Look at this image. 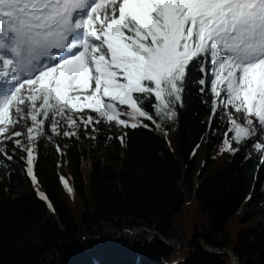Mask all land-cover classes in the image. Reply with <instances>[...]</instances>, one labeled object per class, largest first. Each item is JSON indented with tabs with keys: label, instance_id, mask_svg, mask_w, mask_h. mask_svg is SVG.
Wrapping results in <instances>:
<instances>
[{
	"label": "trees",
	"instance_id": "16d2710c",
	"mask_svg": "<svg viewBox=\"0 0 264 264\" xmlns=\"http://www.w3.org/2000/svg\"><path fill=\"white\" fill-rule=\"evenodd\" d=\"M200 59L173 119L145 101L155 123L119 135L85 108L90 136L38 116L35 183L27 151L0 153V264H264V137L222 151L231 116L211 91L210 54Z\"/></svg>",
	"mask_w": 264,
	"mask_h": 264
},
{
	"label": "snow or ice",
	"instance_id": "6c2138e0",
	"mask_svg": "<svg viewBox=\"0 0 264 264\" xmlns=\"http://www.w3.org/2000/svg\"><path fill=\"white\" fill-rule=\"evenodd\" d=\"M209 54L211 91L242 114V122L229 117L232 139L242 143L255 131L253 118L264 129V0H0V125L30 117L27 174L35 183L33 128L50 114L54 132L56 115L85 108L96 123L147 127L141 119L155 120L145 101L173 119L190 63L198 67ZM231 150L225 141L222 151Z\"/></svg>",
	"mask_w": 264,
	"mask_h": 264
},
{
	"label": "rangeland",
	"instance_id": "374dc122",
	"mask_svg": "<svg viewBox=\"0 0 264 264\" xmlns=\"http://www.w3.org/2000/svg\"><path fill=\"white\" fill-rule=\"evenodd\" d=\"M27 87V86H26ZM22 93L25 92V89H22L21 90ZM225 97H222L221 98V101L219 103V109L224 112L227 116H231L233 119H238V121H241V118L237 115H234V109H232L230 106H226L225 104L222 103V101L224 100ZM106 99V98H105ZM115 103V102H113ZM37 105H39V101L37 102ZM118 108H120L121 110H124V111H128L127 109V106H120V105H117ZM22 108V111L25 115H27V113L29 112V106H28V102H26L25 105H22L21 106ZM80 111L76 112V113H65L64 116H61V115H56L55 116V122H56V126L57 127H61V126H68L70 125V121L69 119L67 118L68 116H71L72 120L75 121V126L78 127V130L81 131V133L83 135H94V131L92 130V126L89 122H85L81 116L78 115ZM81 115V114H80ZM38 119V117H37ZM119 119H122V120H128L129 118L127 116H120ZM253 121H254V128H255V131H253V133L251 135H260L262 137H264V129H262L258 123V121H255V119L253 118ZM19 122L22 124L19 128H15V126H8V125H0V133L1 134H5V139L6 141L5 142H0V149H3V152H0V153H7V151L9 150L10 151V155L13 159V158H18V159H21L19 154H23L24 152H26V150L24 149V145L26 142L29 143L28 141V127L32 126L31 124V119L30 117L28 119H20ZM112 124L114 125V129L117 131V133L120 135L123 133L124 131V126L123 125H117L116 122L113 120L111 121ZM130 122V121H129ZM7 129V130H5ZM16 131H19L22 133L21 136H14L13 135V132H16ZM36 131H37V127H34L33 128V137L35 138V135H36ZM16 141H19L20 144L22 145V147H17L16 146ZM229 144L232 145V148L235 147L236 143L235 141H229L228 142ZM33 144H34V140L31 142V147H33ZM29 145V144H28ZM64 170L63 168L60 170L62 171ZM65 170L69 173L70 171V168H65ZM65 183L69 186V183L67 182V180H65Z\"/></svg>",
	"mask_w": 264,
	"mask_h": 264
},
{
	"label": "bare ground",
	"instance_id": "6f19581e",
	"mask_svg": "<svg viewBox=\"0 0 264 264\" xmlns=\"http://www.w3.org/2000/svg\"><path fill=\"white\" fill-rule=\"evenodd\" d=\"M3 94H4V88L2 86H0V96H2ZM5 141H6L5 134H1L0 133V142L2 143V142H5Z\"/></svg>",
	"mask_w": 264,
	"mask_h": 264
},
{
	"label": "water",
	"instance_id": "95a60500",
	"mask_svg": "<svg viewBox=\"0 0 264 264\" xmlns=\"http://www.w3.org/2000/svg\"><path fill=\"white\" fill-rule=\"evenodd\" d=\"M233 259H234V257L232 256V259H231V260H232V263H233V264H236L235 261H234Z\"/></svg>",
	"mask_w": 264,
	"mask_h": 264
}]
</instances>
